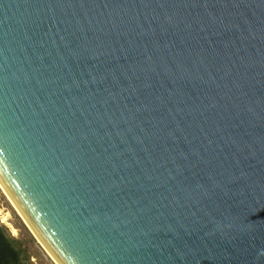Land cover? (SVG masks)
I'll use <instances>...</instances> for the list:
<instances>
[{"label": "water", "instance_id": "water-1", "mask_svg": "<svg viewBox=\"0 0 264 264\" xmlns=\"http://www.w3.org/2000/svg\"><path fill=\"white\" fill-rule=\"evenodd\" d=\"M0 180L61 264H264V0H0Z\"/></svg>", "mask_w": 264, "mask_h": 264}, {"label": "rangeland", "instance_id": "rangeland-1", "mask_svg": "<svg viewBox=\"0 0 264 264\" xmlns=\"http://www.w3.org/2000/svg\"><path fill=\"white\" fill-rule=\"evenodd\" d=\"M3 220V221H2ZM0 225L9 230L15 246L22 248L27 264H57L38 241L23 217L0 187Z\"/></svg>", "mask_w": 264, "mask_h": 264}, {"label": "flooded vegetation", "instance_id": "flooded-vegetation-1", "mask_svg": "<svg viewBox=\"0 0 264 264\" xmlns=\"http://www.w3.org/2000/svg\"><path fill=\"white\" fill-rule=\"evenodd\" d=\"M15 244L9 230L0 225V264H27L25 259L28 257L23 249L16 247Z\"/></svg>", "mask_w": 264, "mask_h": 264}, {"label": "bare ground", "instance_id": "bare-ground-1", "mask_svg": "<svg viewBox=\"0 0 264 264\" xmlns=\"http://www.w3.org/2000/svg\"><path fill=\"white\" fill-rule=\"evenodd\" d=\"M0 187L3 189L4 193L8 196L9 200L11 201V203L13 204V206L17 209V211L20 213V215L23 217V219L25 220V222L27 223V225L30 227L31 231L33 232V234L36 236V238L38 239V241L43 245V247L47 250V252L53 257V259L55 260V262L57 264H61L58 259H56V257L53 255V253L50 251V249L46 246V244L44 243V241H42V239L40 238V236L37 234V232L33 229V227L30 225V223L28 222V220L26 219V217L23 215V213L21 212V210L19 209V207L17 206V204L15 203L14 199L12 198V196L10 195V193L8 192V190L6 189V187L4 186V184L2 183V181L0 180Z\"/></svg>", "mask_w": 264, "mask_h": 264}]
</instances>
